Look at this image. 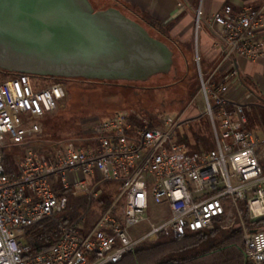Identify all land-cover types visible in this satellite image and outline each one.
Returning <instances> with one entry per match:
<instances>
[{"label": "built area", "instance_id": "2783aa9c", "mask_svg": "<svg viewBox=\"0 0 264 264\" xmlns=\"http://www.w3.org/2000/svg\"><path fill=\"white\" fill-rule=\"evenodd\" d=\"M194 26L212 35L220 54L208 73L196 57L203 116L214 143L209 151L191 152L179 139L181 126L190 123L182 117L151 120L123 112L93 128L90 146L62 143L49 155L27 148L17 172L7 174L6 147L40 135L43 119L59 111L67 91L28 75L0 78V264H116L138 246L129 230L142 223L149 227L143 242L212 231L218 220L234 217L248 260L264 264V231H247L239 206L246 204L252 220L264 218V140L246 129V106L230 96L241 81L238 59L264 63V7L235 12L227 5L205 15L200 5ZM104 183L117 184L119 194L89 232L82 235V218L62 227L51 249L27 257V230L63 213L70 195L98 198ZM153 207L158 210L148 218Z\"/></svg>", "mask_w": 264, "mask_h": 264}, {"label": "water", "instance_id": "95a60500", "mask_svg": "<svg viewBox=\"0 0 264 264\" xmlns=\"http://www.w3.org/2000/svg\"><path fill=\"white\" fill-rule=\"evenodd\" d=\"M172 50L138 22L90 0H0V71L39 78L145 83Z\"/></svg>", "mask_w": 264, "mask_h": 264}, {"label": "trees", "instance_id": "16d2710c", "mask_svg": "<svg viewBox=\"0 0 264 264\" xmlns=\"http://www.w3.org/2000/svg\"><path fill=\"white\" fill-rule=\"evenodd\" d=\"M90 2L96 11L111 7L120 10L124 15L143 26L152 37L166 45H172L173 47L170 46V48L174 54L178 51L174 46V40L169 37L167 30L158 21L145 15L142 17L136 15L133 9L120 0H90ZM175 69L178 72V68ZM0 74L4 76H0L1 79L18 76L2 71H0ZM159 76L161 80L166 79V75ZM43 79L49 83L78 86L77 94H79V98L82 95L90 96L94 93L100 94V92H103L105 98H108L110 102L105 107L100 108L92 101L87 104L81 103L80 106L69 104L65 110L58 111L53 117L46 116L43 119V132L37 135L34 141L28 140L21 145L10 144L6 147L4 151V169L7 174L17 172L16 161L20 158L17 153L19 149L24 153L27 148H32L39 154L49 155L62 143L71 144L76 148L90 146L95 139L93 128L116 114L123 113L120 106L117 105L118 103H114L111 99L116 98V95L120 93H124L123 95L126 97V94L137 89L136 83L131 82L62 78ZM194 96L195 90L193 89L190 98L192 99ZM259 108L261 106H256L255 110H259ZM137 114L151 120L163 116L162 114L145 112H138ZM259 116L264 128V119H262L261 114ZM48 123L51 124L49 130H47ZM50 134L51 136H49ZM181 140L187 143L191 152L209 151L214 148L210 138L204 133L192 132L187 137L183 136ZM36 141L37 144L35 145L34 142ZM117 192L119 193L118 185ZM114 200L112 194L106 195L104 193L103 195L99 194L96 199L91 198L89 195L77 197L70 195L67 208L63 213L55 214L25 232L24 240L30 249L27 257H34L51 249L60 238L61 228L71 226L82 218H85V222L81 226V233L85 235L110 208ZM239 206L242 211V222L246 229L250 232L264 231V218L252 220L246 204L240 203ZM94 210L99 211V217L89 226L87 216L91 212L94 214ZM239 224L240 221L237 219L233 227H227L223 225L222 220H218L212 231L188 234L183 238H175L172 235L161 236L160 241H155L156 243L129 250L124 254L122 260L116 264H251L245 254L244 231Z\"/></svg>", "mask_w": 264, "mask_h": 264}, {"label": "rangeland", "instance_id": "374dc122", "mask_svg": "<svg viewBox=\"0 0 264 264\" xmlns=\"http://www.w3.org/2000/svg\"><path fill=\"white\" fill-rule=\"evenodd\" d=\"M193 28L194 30L192 33V44H183L174 41V46L178 49V51H176V54L173 53L174 64L171 72L166 75L165 80H161L159 78L160 76H156L145 83H136L137 89L132 90V92H130L129 94L125 93L126 97L123 95L124 93H120L122 95L118 94L116 95V98H112L111 100H113L114 103H118L117 105L120 106V110H122L121 112H125L130 115L133 113L145 112L168 115L173 118L182 117L190 123L188 124L189 128H187L184 124L181 126L179 130L180 135L187 137L192 132H198L201 134L204 133L210 138L211 143L213 144V139L211 137L212 131L209 119L206 116H203L204 106L203 99L199 95L200 82L198 76V68L196 64V57L198 55L201 60L202 69L205 72L203 66V64L205 63V44L201 40V35H199L200 31L196 32L195 26H193ZM167 46L170 48V46L172 45L169 46L167 44ZM175 68H178V72H176ZM0 76L3 75L0 74ZM246 84L249 90L260 98L261 106L259 110L254 109L251 112L246 113V116L248 118L247 127L248 130L257 137L260 134V136L264 138V128L262 126L261 119L259 116L261 114L262 119H264V89L261 90L257 88L252 82L249 81V79L246 80ZM63 85L65 86L67 91V98L66 101L63 103V106L59 109V111L65 110L69 104L73 106H80L81 103L87 104L91 103L90 101H92L93 104L100 108L105 107L106 104L110 102L108 98H105L103 92H100V94L94 93L90 96L82 95V97L79 98V94H77L78 86L74 84ZM193 89L195 90V96L191 99L190 94ZM50 125V123L47 124V130H49L48 128L51 127ZM180 135H178V137L181 140ZM49 136H51V134ZM35 137H32L29 140L34 141ZM190 137L192 138L191 135ZM34 144L36 145L37 141L34 142ZM19 150L17 153L18 156H20L21 158L23 156V151ZM260 164L261 167L264 169V159L260 161ZM98 192L100 195H103V193L106 195L112 194L114 196V199H116L119 194L117 192V184L115 183L102 184L99 187ZM117 208L120 212L123 208V203L119 202ZM94 212V214H92L91 212L90 215L87 216V223H89V226H91V224L94 223L99 217V211L94 210ZM155 212H157V209L156 207H153L147 213V217L150 218ZM237 219L239 220L238 217L226 218L222 223L227 227H233ZM239 225L241 226V224ZM247 231L249 230L247 229ZM148 232L149 227L147 223H142L130 229L129 235L132 241L139 242L137 244L138 246L136 247L156 243L155 241H160V239H150L142 242V237L147 235Z\"/></svg>", "mask_w": 264, "mask_h": 264}, {"label": "crops", "instance_id": "0c3cea01", "mask_svg": "<svg viewBox=\"0 0 264 264\" xmlns=\"http://www.w3.org/2000/svg\"><path fill=\"white\" fill-rule=\"evenodd\" d=\"M133 9V12L158 21L164 27L169 37L183 44H192L195 11L201 5L205 15L219 13L227 5L232 6L235 12L244 8L259 10L264 7V0H120ZM201 40L205 44V73L210 72L217 64L220 54L218 47L207 30L200 31ZM264 42V34L260 36ZM241 81L239 86L231 87L230 96L235 101L246 106V113L251 112L256 106H260V98L249 90L246 80L249 79L257 88L264 89V63H251L244 59L237 60ZM217 81L221 79L217 78ZM198 120V119H196ZM248 125V118H247ZM246 125V129L248 127ZM189 128V127H188ZM249 131V130H248ZM181 135V139H182ZM212 137V135H211ZM260 140H264L258 135ZM186 143V142H185ZM187 144V143H186ZM214 146V143H213ZM158 210V209H157ZM167 213V212H166Z\"/></svg>", "mask_w": 264, "mask_h": 264}]
</instances>
